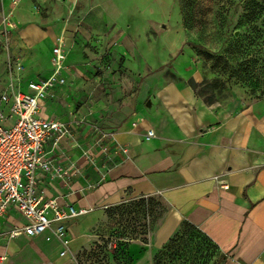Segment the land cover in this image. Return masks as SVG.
Here are the masks:
<instances>
[{
    "label": "crops",
    "instance_id": "crops-1",
    "mask_svg": "<svg viewBox=\"0 0 264 264\" xmlns=\"http://www.w3.org/2000/svg\"><path fill=\"white\" fill-rule=\"evenodd\" d=\"M1 2L11 10V0ZM144 2L20 0L12 20L27 50V67L47 75L50 48L60 33L76 53L83 47L74 43V35L80 42L106 41L118 54L141 49L149 54L150 46L135 49L137 4ZM73 69L82 74L79 83L89 93L84 70ZM150 76L128 82L136 91L123 97L115 120L71 122L69 136L57 145L50 136L44 144L54 166L78 171L66 179L37 174L44 199L88 211L67 224L73 251L56 239L46 241L45 235L9 238L13 226L26 223L9 209L0 217V264H71L89 243L96 210L124 193L161 198L175 216L217 246L220 264H264V101L207 104L185 82ZM20 90L27 92V86ZM45 103L38 101L36 116L51 120L54 114ZM221 182L228 188L222 189ZM88 214L91 218L81 222Z\"/></svg>",
    "mask_w": 264,
    "mask_h": 264
},
{
    "label": "rangeland",
    "instance_id": "rangeland-1",
    "mask_svg": "<svg viewBox=\"0 0 264 264\" xmlns=\"http://www.w3.org/2000/svg\"><path fill=\"white\" fill-rule=\"evenodd\" d=\"M15 6L11 0L8 11L0 0V93L51 78L56 73L52 50L61 46L65 59L57 77L63 83L54 84L41 99L54 114L51 120L68 126L86 118L113 121L123 97L136 91L128 82L147 75L185 82L207 104L264 101V0H145L137 4L135 49L150 46L149 54L142 49L118 54L106 41L80 42L74 35V43L83 47L76 53L60 33L50 48L47 75L26 65L27 50L12 20ZM73 68L84 70L89 93ZM38 115L43 117V111ZM96 212L89 243L74 255L79 264H219L210 240L157 196L124 193Z\"/></svg>",
    "mask_w": 264,
    "mask_h": 264
},
{
    "label": "built area",
    "instance_id": "built-area-1",
    "mask_svg": "<svg viewBox=\"0 0 264 264\" xmlns=\"http://www.w3.org/2000/svg\"><path fill=\"white\" fill-rule=\"evenodd\" d=\"M19 2L13 0L14 5ZM8 24L14 27L12 23ZM64 59L61 46L53 48L52 61L56 73L51 78L28 83L27 92L11 89L0 93V217L14 209L26 221L24 225L13 226L7 233L9 238L45 235L46 241L56 239L67 249L71 240L68 222L88 211L69 205L62 207L55 199H44L37 189L38 172L60 179L78 174L77 170L54 166L53 160L44 152V144L50 136L54 145L69 136L68 125L36 116L38 101L45 98L54 84L63 83V79L57 76ZM147 136H152V132ZM220 187L228 188L227 183L222 182ZM65 249L60 255L65 254ZM71 264L79 263L71 258Z\"/></svg>",
    "mask_w": 264,
    "mask_h": 264
},
{
    "label": "trees",
    "instance_id": "trees-1",
    "mask_svg": "<svg viewBox=\"0 0 264 264\" xmlns=\"http://www.w3.org/2000/svg\"><path fill=\"white\" fill-rule=\"evenodd\" d=\"M251 11V13H254V11H252V9H250ZM252 19L249 21V23L250 24H255L256 23V19L252 16L251 17ZM235 44H236V42H235ZM186 223L188 224V225H190L191 227H193V228H195V229H197L196 227H194V225H191L190 223H188L187 221H186ZM198 230V229H197ZM200 231V230H199ZM201 232V231H200ZM202 233V232H201ZM208 240H210L204 233H202ZM210 242L214 245V247L217 249V251L219 252V264L221 263V260H222V254L220 253V251H219V249L217 248V246L210 240Z\"/></svg>",
    "mask_w": 264,
    "mask_h": 264
},
{
    "label": "water",
    "instance_id": "water-1",
    "mask_svg": "<svg viewBox=\"0 0 264 264\" xmlns=\"http://www.w3.org/2000/svg\"><path fill=\"white\" fill-rule=\"evenodd\" d=\"M145 106H146V108H150L149 102H147Z\"/></svg>",
    "mask_w": 264,
    "mask_h": 264
}]
</instances>
